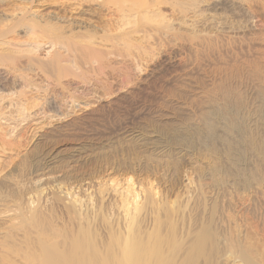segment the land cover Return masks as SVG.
Segmentation results:
<instances>
[{"label":"rangeland","instance_id":"374dc122","mask_svg":"<svg viewBox=\"0 0 264 264\" xmlns=\"http://www.w3.org/2000/svg\"><path fill=\"white\" fill-rule=\"evenodd\" d=\"M218 2L225 3L222 9L208 10ZM73 3L0 0V23L25 12L28 20L40 24L70 25L74 35L99 31L109 23L110 14L98 20L94 4ZM167 8L161 11L172 25L167 29L161 27L166 21L157 23L159 38L141 43L151 54H108L95 72L67 75L60 84L47 80V93L68 111V117L36 105L35 97L44 91L34 88L25 89L24 105H18V90L12 91V104L2 100L0 124L6 134L22 130L30 121L23 129L22 149L38 134L49 133L57 119L71 121L63 135H46L49 139L38 143L33 156L24 161L14 152H0V173L21 163L19 177L33 178L37 167L45 165L39 161L49 148L59 145L58 150H65L74 142L87 141L86 162L75 169L76 183L122 185L126 180L136 191L154 186L162 202L176 203L185 214L180 225L183 240L207 229L212 243L205 245L204 254L193 259L182 256L177 264H264V0H206L190 8L192 12L187 8L181 13ZM22 30L5 40L15 43L14 49L34 46L32 41L23 43L29 31ZM96 41L93 46L101 51L111 50L110 43ZM47 48L48 44L41 51ZM151 50L161 53L152 56ZM37 55L47 57L44 51ZM3 63L1 82L11 80L19 86L23 78L6 74L9 63ZM91 66L97 69V63ZM136 133L144 140L133 137ZM0 220H5L4 214ZM229 253L234 263L227 260ZM39 255L31 232L12 231L8 222L0 224V264H38Z\"/></svg>","mask_w":264,"mask_h":264},{"label":"bare ground","instance_id":"6f19581e","mask_svg":"<svg viewBox=\"0 0 264 264\" xmlns=\"http://www.w3.org/2000/svg\"><path fill=\"white\" fill-rule=\"evenodd\" d=\"M71 1L79 7L94 4L96 8L93 12L96 13L98 20L103 19V15L110 14L109 23L102 25L99 31L91 29L83 33L84 35L71 33L70 25L59 27L49 23L50 21L40 24L33 19L28 20L24 16L25 12L15 20L0 23V46L4 45L0 47V64L9 63L6 74H16L23 78L19 86L11 80L3 83L1 82L3 78H0V102L6 99L12 104L11 96L14 94L12 91L18 90L15 92L18 105H24L22 96L28 92L25 89L34 88L35 92L44 91L43 95L35 97L36 105L41 103L44 110L46 108L55 116L68 117V111H62L55 98L47 93L49 78L60 84V80L67 75L81 77L88 70L95 72L103 67L105 61L102 60L106 59L104 57L108 54L119 53L118 56H121L122 52L123 56L145 55L147 52L141 46L143 39L157 40L161 28L158 30L156 24L169 21L165 20L161 8L168 7L171 12L178 9L180 12L187 8L194 10L200 2H206V0H67L74 5ZM224 4L211 3L208 10L222 9ZM132 14H136L135 18H131ZM166 22L165 25L161 24V27L166 26L163 28L168 29L172 24ZM159 24L157 25L160 26ZM16 29L20 31L28 29L27 40L23 43L32 41L34 45L32 48L14 49L15 43L5 41L14 35ZM66 30L71 34H66ZM169 34L175 37L174 31H170ZM96 40L99 44L110 43L111 50L105 52L93 46ZM46 44H48L46 52L44 49L41 51ZM43 51L47 56L44 59L37 55V52ZM154 53L152 56L161 52ZM93 63H97V69L91 66ZM38 79L42 80L38 82L36 81ZM79 105L80 102H77L76 106ZM2 114L0 112V116ZM79 117L78 119H81ZM62 120L57 119L50 126L49 133L38 134L35 140L23 149L21 148V139L25 135L23 129L30 121L22 130H16L9 135L3 131L0 124V152H14L18 159L24 161L27 156H33L38 143L49 139L46 135L64 134V127L71 119ZM170 123L168 122L169 126ZM140 133L132 135L142 140ZM88 145L87 141H77L72 143L70 148L62 149L63 151L58 150L61 147L59 145L52 146L39 161V165H42L41 161L44 160L45 165L42 169L41 166L37 167L33 178L30 179L23 176L22 180L19 177L18 167L21 163L12 165L3 174L0 173V214L5 216V220H0V224L8 222L12 231L19 229L22 232L24 230L31 232L40 250L38 264H177L182 256L193 259L196 255L204 254L205 245L212 243L207 229L198 230L193 239L183 240L180 225L184 224L185 214L179 210L176 203L168 205L162 202L156 188L153 189L154 186L147 188L143 186L141 188L145 189L136 191L131 184L132 181L126 180L122 185L114 183L106 185L104 181L86 180L83 183L82 181L76 183L78 171L75 169H78L77 165L81 162H86ZM33 160L37 165V155ZM26 173L29 176L28 172ZM55 211H58V215ZM181 228L183 230L184 227ZM226 258L233 262L231 253L226 255Z\"/></svg>","mask_w":264,"mask_h":264}]
</instances>
